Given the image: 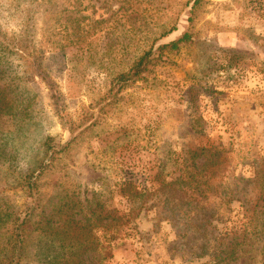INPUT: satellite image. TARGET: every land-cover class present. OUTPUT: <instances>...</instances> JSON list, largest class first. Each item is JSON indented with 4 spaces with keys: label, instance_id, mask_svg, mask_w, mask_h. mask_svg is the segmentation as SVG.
Segmentation results:
<instances>
[{
    "label": "rangeland",
    "instance_id": "rangeland-1",
    "mask_svg": "<svg viewBox=\"0 0 264 264\" xmlns=\"http://www.w3.org/2000/svg\"><path fill=\"white\" fill-rule=\"evenodd\" d=\"M123 1L0 0V28L18 44L11 54L18 74L5 75L0 85L26 107L23 119L3 120L0 127L12 131L0 134L6 154L0 157V198L17 218L24 214L21 175L43 158L44 139L66 143L65 119L77 121L98 102L108 88L107 74L154 43L160 24L178 20L177 29L155 46L187 28L193 33L191 43L164 53L146 81L123 90L117 104L43 174L42 203L31 215L21 264H46L36 255L39 230L59 195L77 193L90 208L101 202L107 210H138L121 244L106 258L99 250L87 252L85 264H264L260 185L250 184L247 197L232 202L226 233L217 240L219 247L234 250L225 259L191 254L200 233L179 234L181 228L163 218L157 198L146 196L163 180L185 177L188 150L219 146L225 156L215 177L231 188L239 186L237 176L252 178L256 168L264 169V0H201L192 23L187 21L191 0H133L138 11L127 15L117 10ZM75 16L84 18L86 42L67 44ZM96 106L88 109L96 112ZM203 161L199 157L198 165ZM100 211H87L86 217L95 219ZM214 225L224 229L222 223ZM95 230L100 235L101 228Z\"/></svg>",
    "mask_w": 264,
    "mask_h": 264
},
{
    "label": "trees",
    "instance_id": "trees-1",
    "mask_svg": "<svg viewBox=\"0 0 264 264\" xmlns=\"http://www.w3.org/2000/svg\"><path fill=\"white\" fill-rule=\"evenodd\" d=\"M136 2L124 0L117 10L124 15L136 13L138 11ZM200 2L201 0L187 2V6H189L187 21L189 23H192V15ZM77 3L80 5L81 1H77ZM83 19L81 16L72 18L71 23L75 22V24L72 26V32L67 34V44L86 42L85 33L80 24V20ZM102 21L97 20V23ZM177 22L178 20L174 19L160 24L153 39L154 43L142 48L130 62L120 60L121 68L107 74L109 81L106 94L98 102L91 103L90 107L84 109L77 121L65 119V125L70 134L66 143L54 142L50 137L44 139L41 144L43 158L35 168L38 172L35 173V169H27L20 178V187L25 197L22 218H17L16 212L9 209L10 205L7 201L0 198V227H4L3 234L0 235V264H21L22 260L26 259L27 238L32 227L31 215L42 203L40 180L45 172L54 167L56 161L59 160V154L66 151L71 141L80 138L85 130L92 129L96 125L98 117L109 112L117 104L123 90L137 82L146 81L154 67L163 59L165 52L176 53L182 45L192 42L193 33L187 28L177 38L155 46L159 40L177 29ZM102 28V26L98 27L100 30ZM145 38H142V41ZM53 44L57 43L53 41ZM17 45L15 38L11 39L0 28V80L5 75L8 76V79L11 75L12 78H16L18 74L11 60V54L17 53L15 50ZM23 50L28 51L31 55L35 51L33 47H25ZM22 76L25 78L24 74ZM8 90L6 84L0 85V127L3 120L15 122L19 121V118L23 119L22 112L26 108H23V104H19L16 98H10ZM95 104L98 107L96 112L92 111L93 109H88ZM13 127L15 126L13 125ZM4 131L6 134L12 132L11 129L1 130L0 128V134ZM195 131L199 130L195 129ZM1 146L0 137V157L5 158L6 154ZM222 152L219 146L214 145L200 148L199 151L188 150L185 177L182 179L179 176L170 181L163 180L158 188L146 194V196L157 198L161 206L160 211L164 213L163 218L175 228H181L179 234L200 233V237L192 244L191 254L194 256L213 255L216 258L225 259L227 255L233 254L232 246L229 248L219 247L220 243L217 241L221 235L226 233L227 226L225 227V225L231 220L232 202L246 198L248 192L245 189L250 184H258L262 192L264 191V169L256 168V175L252 178L237 176L234 182H236L235 185H239L238 187L231 188L217 184L215 175L222 171L225 156ZM201 156L204 157V161L198 165L197 160ZM258 166L260 167V165ZM208 169L212 170L209 172L210 174L205 173ZM238 193L241 194L238 196ZM135 196L136 194H131L128 197L132 199ZM84 201L90 202L88 199H82L79 193L72 196L69 194L58 196L56 202L53 203L48 220L38 233L36 255L40 261L46 262V264H85L83 255L91 250L103 252L104 258H106L113 246L121 244V240L125 238L126 225L138 214V210L132 207L127 212L118 209L107 210L104 205L101 206V202H97L93 208H90L92 204L87 205ZM97 207H100L101 211L98 212L95 219L86 217L85 212L94 214ZM8 218L10 221L7 224ZM214 223L224 224L225 230L218 231ZM97 227L101 228L100 235L95 230ZM217 231V235H211Z\"/></svg>",
    "mask_w": 264,
    "mask_h": 264
}]
</instances>
